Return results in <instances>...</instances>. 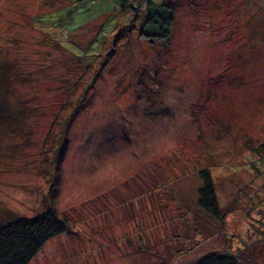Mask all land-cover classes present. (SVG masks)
I'll return each instance as SVG.
<instances>
[{"label": "rangeland", "instance_id": "374dc122", "mask_svg": "<svg viewBox=\"0 0 264 264\" xmlns=\"http://www.w3.org/2000/svg\"><path fill=\"white\" fill-rule=\"evenodd\" d=\"M147 2L175 9L168 40L141 36ZM0 82L17 116L0 123V226L68 224L28 264H169L216 234L165 188L199 168L224 217L208 246L264 264V0H0Z\"/></svg>", "mask_w": 264, "mask_h": 264}, {"label": "trees", "instance_id": "16d2710c", "mask_svg": "<svg viewBox=\"0 0 264 264\" xmlns=\"http://www.w3.org/2000/svg\"><path fill=\"white\" fill-rule=\"evenodd\" d=\"M112 1L116 3V0ZM146 4L147 10L143 25L145 28H151L152 32L146 33L144 30L141 36L147 39L153 37L158 41L168 40L175 22V9L170 6L153 8L154 6L150 2ZM115 8L119 11L117 5ZM85 55L88 56V53ZM5 87L8 86L0 87V92ZM4 114L6 116L10 115L2 110L0 106V123H3ZM9 117L11 124L15 123L11 118L15 120L17 116ZM19 120L21 121L16 123L17 130L23 126V116H19ZM69 136L70 134L65 131L64 138L60 135L57 138L59 144L57 153L53 154L54 168L47 171L49 178L52 179L50 188L54 193L59 189L60 170L68 150ZM2 137L3 133L0 132V139ZM256 152L264 159V142ZM214 181L210 169L199 168L178 177L165 186L176 201L188 209L189 214L198 219H203L212 228L216 229V234L200 242L197 241L198 243L194 247L186 251L179 252L169 264H242L238 258L243 259V257H236L234 253L228 251L226 239L223 242L215 240L213 246L219 244L215 249L208 246L210 241L220 235L221 232L223 233L222 226L224 224ZM66 232H68L67 222L61 220L52 212L39 215L33 219H16L8 225L0 226V264H28L49 240Z\"/></svg>", "mask_w": 264, "mask_h": 264}, {"label": "clouds", "instance_id": "9594fccd", "mask_svg": "<svg viewBox=\"0 0 264 264\" xmlns=\"http://www.w3.org/2000/svg\"><path fill=\"white\" fill-rule=\"evenodd\" d=\"M50 241V240H49Z\"/></svg>", "mask_w": 264, "mask_h": 264}]
</instances>
